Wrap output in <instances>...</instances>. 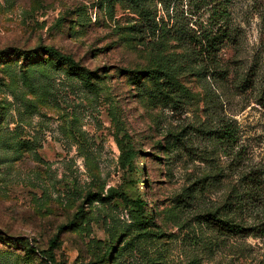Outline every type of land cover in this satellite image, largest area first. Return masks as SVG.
<instances>
[{
    "label": "rangeland",
    "instance_id": "obj_1",
    "mask_svg": "<svg viewBox=\"0 0 264 264\" xmlns=\"http://www.w3.org/2000/svg\"><path fill=\"white\" fill-rule=\"evenodd\" d=\"M53 239L64 264H264V0H0V264Z\"/></svg>",
    "mask_w": 264,
    "mask_h": 264
},
{
    "label": "trees",
    "instance_id": "obj_2",
    "mask_svg": "<svg viewBox=\"0 0 264 264\" xmlns=\"http://www.w3.org/2000/svg\"><path fill=\"white\" fill-rule=\"evenodd\" d=\"M216 45L214 44L213 40L211 39V42L208 40V42H206V45L201 46V48L203 49V57H199L197 58V65H199V69L201 67L204 66L205 63H208V65H210L211 67H215L216 63H215V52H216ZM42 49L50 55V57L52 59H54L55 61H57L58 63L61 64H68L73 66L74 68H77L79 71H84L81 70L80 67L78 66V64L72 59L71 56L68 55H63L62 53H60L59 51L55 50L52 47H42ZM222 135L226 136L227 141L232 138L233 131L231 128H226L224 131H222L221 133ZM128 137L125 138V141H127ZM136 158V152L134 151V149L131 147V145L129 143H125L124 146V160H125V164L129 165L130 167L132 166V161ZM251 181V180H250ZM206 222H208V224L210 226H215L217 228L218 231H224L227 233H242L245 231H249L250 229H241L238 226L235 225H230V223H228L227 221H221L220 219H217L216 216H208L206 219ZM55 242L56 239H53L50 241V249L49 251L43 252L44 256L47 258V260L51 263V264H64V263H57L54 260L53 257V253H52V247L55 246Z\"/></svg>",
    "mask_w": 264,
    "mask_h": 264
}]
</instances>
